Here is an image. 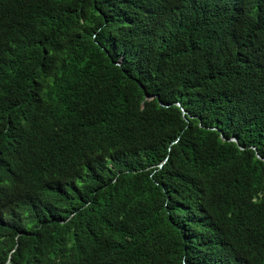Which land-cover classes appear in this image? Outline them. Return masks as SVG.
<instances>
[{"label":"trees","instance_id":"1","mask_svg":"<svg viewBox=\"0 0 264 264\" xmlns=\"http://www.w3.org/2000/svg\"><path fill=\"white\" fill-rule=\"evenodd\" d=\"M0 264H264V0H0Z\"/></svg>","mask_w":264,"mask_h":264},{"label":"water","instance_id":"2","mask_svg":"<svg viewBox=\"0 0 264 264\" xmlns=\"http://www.w3.org/2000/svg\"><path fill=\"white\" fill-rule=\"evenodd\" d=\"M184 113H185V111H184ZM236 140V139H235Z\"/></svg>","mask_w":264,"mask_h":264}]
</instances>
